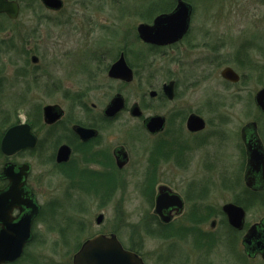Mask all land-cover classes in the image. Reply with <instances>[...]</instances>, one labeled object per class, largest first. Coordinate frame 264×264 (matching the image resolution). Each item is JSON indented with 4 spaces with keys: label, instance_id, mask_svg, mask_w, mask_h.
<instances>
[{
    "label": "flooded vegetation",
    "instance_id": "1",
    "mask_svg": "<svg viewBox=\"0 0 264 264\" xmlns=\"http://www.w3.org/2000/svg\"><path fill=\"white\" fill-rule=\"evenodd\" d=\"M38 1L49 16L56 17L53 13L65 12V0H63V6L58 9L46 8L40 0ZM16 2H18L19 11L15 18L0 13V16L4 18V25L8 21L22 19L21 1ZM175 4L176 0L168 4V9H160L159 12L169 13ZM29 14L32 18L30 16L23 18L24 22H29V26L16 23L13 28L8 27L10 31L0 43V53L3 52L0 56V192L8 188L9 174L11 172L17 174L26 164L23 188L25 191L28 190V195L32 194L39 210L30 222V238L23 244L21 254L1 264H32L33 262L31 259L27 263L26 254L33 250L30 248L36 238V219L44 208L38 200L39 193L36 187L37 180L40 178H32L34 158L38 157L48 164V174L62 178L67 183L68 190L72 189L79 196L85 190L82 184L85 177L93 176L96 179L101 178V175L109 177L112 185L107 188V192L88 194V201L96 199L98 203L107 204L119 185L123 183L117 172L130 165L131 150L128 145L133 141L140 142L139 146L135 143V150L145 157V172L136 186L143 194L145 201L152 203V214H150V220L145 221L143 230L146 228L150 236L159 239L160 242L150 253L140 251L138 248L140 246L128 245L126 248L140 255L144 264H264V110L256 104V92L252 95L254 107L246 104L243 113L248 115L249 112L256 111L257 115L248 116L237 129L236 126L228 128L225 125L226 115L221 109L225 107L223 105L225 102L215 97L217 95L212 96L215 104L213 102L208 104V99H205L201 103L202 109L184 108L178 104L167 105L177 97L179 82L173 75L176 71L171 73L172 77L165 71L164 73L168 74L165 77L170 78L160 82L158 89L149 88L148 85L145 87V83L151 80L155 72L150 69L151 61L154 55L159 54L178 65L180 58L175 54L177 51V54L181 56L183 41L189 35L190 24L178 40L166 44H154L143 40L138 33L140 23L149 25L153 20V17L148 20L149 16L144 15H138L140 18L137 22L129 25L131 29L126 35L127 38L114 43H110L112 41L110 40L108 45L99 47L92 56V65L89 70L85 69L77 75H70L64 63L68 57L66 49L63 50L59 59L46 60L40 57L38 48L41 41L38 39L37 31L41 26V15L39 16L33 8L29 10ZM53 17L50 19L53 20ZM66 19L64 21L62 19L60 23L47 25L49 41L57 45L63 43L62 36L66 31V24L63 22ZM53 22H58L57 17ZM56 26L60 28L55 31ZM99 28V31H103L102 27ZM189 46L193 45L189 44ZM233 53L229 56L233 63L248 70L251 69L250 67L254 68L255 59L246 54L243 46ZM119 58H123L127 67L130 68V80L109 77V68ZM103 59H108L105 62L109 64L101 68L99 65L103 64ZM227 66L239 75L238 81H229L220 75L221 69ZM235 67L241 71V74L230 65L223 66L219 71L220 77L228 85L244 81V71L238 66ZM140 68L144 73L140 79L143 82L137 90L141 91L142 99L127 105L119 92L120 87L131 85ZM97 72L101 74L105 72L107 81L118 82L120 86L104 105L88 101L89 94L106 89V84L97 79ZM70 78L78 82H70ZM170 82L171 86L168 87ZM38 92L43 95L60 96L61 101L53 100L38 104L36 101ZM115 94H120L123 98L124 106L121 111L127 110L131 117L139 121V125L123 133L125 136L123 140L115 139L112 136L113 131L111 132L121 111L114 116L104 114L105 107ZM145 95L149 98L148 101L144 99ZM157 99L161 101L159 110L152 106V101ZM133 104H137L140 115L130 114ZM46 105L55 106L54 112L58 113V116L50 122L44 118L43 108ZM164 105L170 108L166 109ZM205 112H210L211 117H208ZM195 115L201 120L193 122L189 120ZM153 116L160 117L161 126L157 130L150 131L146 127V120ZM78 126L87 131L80 134L77 131ZM13 127L14 134L8 136L7 133ZM225 131H235L237 136L236 144L229 156L236 162L234 168L229 166L230 164L216 163L215 157L209 156L202 147L209 138L219 133L222 135ZM5 140L9 143H31L34 140V143L15 149L13 146H8L5 150L2 147V142ZM61 146H66L64 148L68 154L65 160L58 161L57 155ZM198 161L201 162L198 163ZM230 170H234L236 175H230ZM165 172L167 175L169 173L173 175L160 179ZM183 174H189V177L182 179ZM179 185L184 191H180ZM160 188L163 197L158 201L161 207L157 212V195ZM229 189L233 190L232 198L221 204L218 213H215L210 204L204 202L210 192ZM225 203H233L243 208L242 228L236 229L229 224L222 209ZM77 208L81 210L79 206ZM249 208H252V211ZM254 208L257 209L256 213L253 212ZM28 211L29 209L24 208L21 203L13 202L11 199L0 200V232L3 231L5 235H8V239L16 238L19 233L17 222ZM175 220L177 225L174 228L172 225ZM207 221L210 231L199 227ZM219 222L223 223L225 231L214 235L215 227ZM252 226L254 231L247 244L242 238ZM224 236L225 239L230 237L228 239L230 246L213 247L221 242V239L224 240ZM233 236H240L241 247L232 246ZM186 237L190 238L193 248L180 254L163 251V247L170 245L175 239ZM195 243L198 247L194 246Z\"/></svg>",
    "mask_w": 264,
    "mask_h": 264
},
{
    "label": "rangeland",
    "instance_id": "2",
    "mask_svg": "<svg viewBox=\"0 0 264 264\" xmlns=\"http://www.w3.org/2000/svg\"><path fill=\"white\" fill-rule=\"evenodd\" d=\"M18 1H21L23 7L22 19L14 22L8 21L4 25V18L0 16V43L10 31L8 27L13 28L16 23L29 26V22H24V19L30 16L29 10L33 8L39 16L41 15V26L37 31L38 39L41 41L38 48L40 57L46 58V60L59 59L63 50L66 49L68 51V57L64 62L66 71L70 75H77L85 69H90L92 56L99 47L108 45L110 40H112L110 43H114V41L127 38L126 35L131 29L129 25L137 22V19L140 18L138 15L148 16L152 13L148 19L151 20L160 11L162 5L168 6L175 0H65V12L63 14L53 13L58 22H53L56 17L49 16L38 0ZM185 1L191 3L192 13H190L189 35L183 41L181 56L177 54V51L175 54L180 58V63L177 65L162 55H154L150 69L155 72L151 80L145 83V87L148 85L149 88L158 89L160 82L170 78L165 76L170 74L172 77L171 73L176 71V74L173 75L179 82L177 97L167 105L178 104L184 108L202 109L201 103L205 99H208V104H212V102L215 104V99L212 96L217 95L215 97L223 99L225 102L223 104L225 107L221 108L226 115L225 125L228 128L236 126L237 129L243 121L247 120L248 116L257 115L256 111L249 112L248 115L244 114L243 109L246 104L254 107L252 95L257 89L264 86V82L259 81L260 78L264 80V0ZM50 17H53V20ZM65 18L67 19L63 22L66 24V31L62 36L63 43L58 45L52 43L47 39V25L60 23ZM99 27H102L103 31H99ZM59 28L56 26L55 31ZM189 44L193 46H189ZM240 46L245 48L246 54L254 57V68L250 67L251 69L248 70L231 61L229 56H232ZM2 54L1 51L0 56ZM106 60L108 59H103V64H100L99 67H106L109 64L105 62ZM225 65L232 66L241 74V71L235 66L240 67L245 73L244 81L226 84L219 75L220 69ZM165 71L168 74L164 73ZM143 74L140 68L131 85L120 87L118 82L107 81L105 72L102 74L97 72V79L106 84V89L89 94L88 101L104 105L120 87L119 92L123 95L127 105L134 101L139 102L142 99V94L137 90V87L143 82L140 80ZM70 82L77 83L78 81L70 78ZM236 94L237 97L234 96ZM144 99L149 100L146 95ZM53 100L61 101V97L36 93L38 104L49 103ZM152 103L154 109H160L161 101L159 99L153 100ZM167 105L164 106L169 109L170 106ZM205 113L211 117L210 112ZM137 125H139L138 119L131 117L127 110H123L114 123V130H111V132L113 131L112 136L117 140H123L125 139L123 133ZM236 139L235 131H225L222 135L219 133L215 137L209 138L202 147L209 156L215 157L216 163L230 164L229 166L234 168L236 162L229 156L236 144ZM135 143L140 145L138 141H133L128 145L131 150L130 165L117 172L123 183L119 185L107 204L98 203L96 199L88 201V194L107 192V188L112 185L109 177L104 175L97 179L93 176L85 177L82 182L85 190L79 196L72 189L68 190L67 183L62 178L48 174V164L42 162L38 157L32 160V178H40L37 180L36 187L39 193L38 200L44 208L41 209L36 219V238L30 248L33 250L26 254L27 263L33 259L32 264H73L72 256L79 244L96 232L115 231L119 241L125 247L128 245L140 246L138 248L144 253H150L154 248H157L160 240L150 236L146 228L143 230L145 221L150 220L152 203L149 204V201L148 203L145 201L143 194L136 186L145 172V157L135 150ZM37 154L38 152L36 156ZM200 162L198 161V163ZM171 174L173 175V173L168 175ZM229 174L236 175L234 170H230ZM168 175L165 172L160 179L167 178ZM187 176L189 177V174H183L181 178L184 179ZM176 178L180 179V177ZM179 187H181V189L179 188L181 192L184 191L182 186L179 185ZM232 194L233 190L230 189L228 191H212L206 196L204 202L210 204L216 213L225 200L232 198ZM78 206L81 210L77 208ZM249 210L252 211V208ZM256 211L257 209L254 208L253 212L256 213ZM99 212L104 214V220L100 225H97L94 218ZM151 221L153 222L152 219ZM176 225L175 220L172 226L175 228ZM199 227L210 231L208 221ZM222 231H225L223 223L219 222L213 234ZM233 237L232 246L241 247L240 236ZM228 239L230 237L225 239L224 236V240L221 239V242L213 247L226 248L230 246ZM195 245L198 247L197 243ZM191 248H193V243L190 238L186 237L175 239L170 245L164 246L163 251L180 254Z\"/></svg>",
    "mask_w": 264,
    "mask_h": 264
},
{
    "label": "water",
    "instance_id": "3",
    "mask_svg": "<svg viewBox=\"0 0 264 264\" xmlns=\"http://www.w3.org/2000/svg\"><path fill=\"white\" fill-rule=\"evenodd\" d=\"M41 3L49 9H58L63 6V0H40ZM192 7L191 4L185 0H177L176 5L169 13H160L156 15L151 24L140 23L138 25V33L140 37L154 44H166L178 40L182 37L188 28L190 21V13ZM19 11V5L16 0H0V13H5L10 18H15ZM108 75L113 77H120L122 79L130 80L131 70L127 67L123 58H119L114 62L108 70ZM220 75L229 80L236 82L239 79V75L229 66L224 67L220 71ZM171 86V82L168 87ZM169 95V94H168ZM120 94H115L111 101L104 109V114L107 116H114L117 112L121 111L124 106ZM255 101L258 106L264 110V86L259 88L255 94ZM55 106L46 105L43 108L44 118L47 121H51L56 118L58 113L54 112ZM130 114L133 116L140 115V109L137 104H133L130 108ZM192 122L195 120H201L199 116H191L189 118ZM160 117L153 116L146 120V127L150 131L160 128ZM24 129V127H23ZM77 131L81 134L86 132L87 129L77 127ZM15 132V128H11L7 133L8 136H12ZM5 139V138H4ZM34 140L31 143H9L6 140L2 142L3 149H7L8 146H13V149L23 147L26 145H33ZM66 146H61L58 151L57 160L62 161L67 158ZM9 152V150H8ZM257 152V150H253ZM10 169V168H9ZM26 164H24L17 174H9L8 188L0 192V200L11 199L13 202L21 203L24 208H28L29 211L25 212L20 220L17 222L19 226V233L16 238L12 237L8 239V235H5L3 231L0 232V264L2 262L10 261L17 258L22 251L23 244L30 238L29 225L31 220L37 214L39 210L38 204L35 202L32 194L28 195V190H24V170ZM28 195V196H25ZM163 197L161 191L157 195V212L159 211V202ZM180 208V206H179ZM223 211L227 216L229 224L240 229L243 225L244 210L233 203H225L222 206ZM103 213H98L94 219L96 224H100L103 221ZM254 228L252 226L244 236L243 241L248 244L252 238ZM73 264H144L140 256L131 250L123 248L120 241L114 233L103 234L97 233L94 236L86 239L79 249L73 254Z\"/></svg>",
    "mask_w": 264,
    "mask_h": 264
},
{
    "label": "trees",
    "instance_id": "4",
    "mask_svg": "<svg viewBox=\"0 0 264 264\" xmlns=\"http://www.w3.org/2000/svg\"><path fill=\"white\" fill-rule=\"evenodd\" d=\"M171 4H172V3H171ZM168 8H169V6H162L160 9H161V10H165V9H168ZM160 9H159V10H160ZM148 16L151 17V16H152V13H151L150 15H148ZM248 66H249V65H248ZM259 81H260V82H264V80H263L262 78H260ZM263 85H264V83H263Z\"/></svg>",
    "mask_w": 264,
    "mask_h": 264
}]
</instances>
